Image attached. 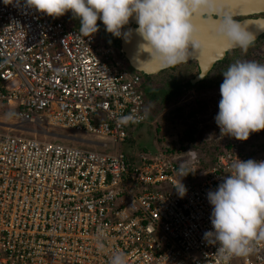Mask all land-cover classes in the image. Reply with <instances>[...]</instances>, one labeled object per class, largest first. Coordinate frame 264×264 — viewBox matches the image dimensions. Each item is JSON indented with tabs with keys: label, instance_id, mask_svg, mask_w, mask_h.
Returning a JSON list of instances; mask_svg holds the SVG:
<instances>
[{
	"label": "built area",
	"instance_id": "built-area-1",
	"mask_svg": "<svg viewBox=\"0 0 264 264\" xmlns=\"http://www.w3.org/2000/svg\"><path fill=\"white\" fill-rule=\"evenodd\" d=\"M11 111L0 264H264V150L231 145L206 169L128 158L120 147L146 121L141 75L68 28L55 0H0V114ZM24 124L85 134L91 149L27 137Z\"/></svg>",
	"mask_w": 264,
	"mask_h": 264
},
{
	"label": "rangeland",
	"instance_id": "rangeland-1",
	"mask_svg": "<svg viewBox=\"0 0 264 264\" xmlns=\"http://www.w3.org/2000/svg\"><path fill=\"white\" fill-rule=\"evenodd\" d=\"M57 15L68 28L75 27L74 23L65 20L64 16H60L58 13ZM249 52L250 56L258 57L260 61L264 60V41L250 48ZM244 53L241 52L240 55ZM246 64L250 65V67H246ZM242 66V68L238 69H235L234 66V72L230 79L231 83L227 79L228 81L218 89V92L216 90L195 91L193 89L186 91L181 98L168 105L160 104L158 97L153 99L154 101L147 105L149 114L145 110V123L135 132L130 133L134 143L130 144V146L123 144L121 151L127 155L135 151L137 152L135 156L141 152H146L154 157L162 156V159H167L177 165L185 164L201 169H206L211 164V159L215 158L226 145H236L238 148L248 149L256 154L259 153L262 149L261 147H264V84H255L253 87L247 84V81L242 80L243 77H239L241 73L239 75L237 73L239 71L244 72L242 70L244 69L248 78L253 77L251 72L255 69H259L260 73L261 71L264 73V65L263 62L252 64L249 61ZM151 77H153V82L160 83V76ZM187 79L188 77L186 76L184 81H187ZM196 100L205 101L207 103L206 109L202 112L199 111L192 118H186V113L184 112L181 120L170 119L169 112L171 110L180 105H191ZM147 117H151V119ZM10 125H19L13 112L1 113L0 130L11 128L9 127ZM20 127L27 137H34L35 134L38 140H43L45 136V139L51 138L50 142L53 143L87 150L91 149L75 141H64L62 138L52 136L91 139L85 134L70 129L54 128L45 124L41 128L32 124H24ZM12 129L15 128L13 127ZM158 129L159 132L156 133ZM186 131H191L193 140L187 141ZM137 133H139L138 137ZM53 138H57V140L53 141ZM179 139L184 140L182 145H180ZM108 146L110 147L108 152H114L115 146L113 144H108ZM171 148H174L173 152L167 153ZM94 150L102 151L101 149Z\"/></svg>",
	"mask_w": 264,
	"mask_h": 264
},
{
	"label": "water",
	"instance_id": "water-1",
	"mask_svg": "<svg viewBox=\"0 0 264 264\" xmlns=\"http://www.w3.org/2000/svg\"><path fill=\"white\" fill-rule=\"evenodd\" d=\"M85 1L98 8L88 11L89 16L114 26L123 25L119 48L132 71L151 77L196 62L197 74L186 82L188 91L201 83L229 51L247 46L264 35V0H232V13H229L232 19L215 31L196 25L198 14L193 0L184 3L182 0ZM62 2L72 10L82 9L77 0ZM183 5L187 6L184 12L194 17H179L177 10ZM125 23L132 25L125 27ZM148 28L156 31L150 32Z\"/></svg>",
	"mask_w": 264,
	"mask_h": 264
},
{
	"label": "flooded vegetation",
	"instance_id": "flooded-vegetation-1",
	"mask_svg": "<svg viewBox=\"0 0 264 264\" xmlns=\"http://www.w3.org/2000/svg\"><path fill=\"white\" fill-rule=\"evenodd\" d=\"M152 0H149L151 3ZM184 1L190 2V0H182L181 3ZM78 4L81 6L82 9L72 10L68 8L66 5L63 4L62 0H55L56 4V11L60 16H64L65 20L74 23L76 28H84L90 32H93L97 38L103 41L106 44H119L121 42V31L123 30V25L119 26L112 24L111 22H105L98 18L91 17L88 15V11H98V8L94 6L93 3L86 2L85 0H77ZM195 12L197 11V20L196 25L198 27H202L205 25L206 29H211V31H215L216 27H220L222 24L228 22V19H232L229 17V13H232L231 4L232 0H193ZM190 5V4H189ZM163 7V6H162ZM165 7V6H164ZM163 7V8H164ZM186 5L180 6L177 13L179 14L180 18H190L194 17L189 15L188 13L184 12L183 8H186ZM183 11V12H181ZM195 15V14H193ZM117 22V21H116ZM131 23H125L124 26H131ZM98 29V30H94ZM197 28V27H196ZM150 32L156 31L149 29ZM199 28H197V31ZM264 41V35L257 39V41L243 46L241 48H237L234 50L229 51L224 58L217 64L213 66V68L209 71L208 75L203 79V81L199 84H196L191 88V90L195 91H217L222 87L224 83H226L229 79L231 83L232 74L235 69L242 68L245 62H252V64L263 62L264 60L260 61V58L250 56V48L259 44V42ZM241 52H245L243 55H240ZM119 55L123 59L122 54L119 48ZM238 55L237 57H235ZM124 60V59H123ZM246 64V67H250V65ZM245 68V67H244ZM240 70V69H239ZM244 72L239 71L237 75L240 73V78L243 77L242 80L247 81V84L252 85L253 87L255 84H264V73L259 69L253 70L252 75L253 77H247L245 74V70L242 69ZM236 71V70H235ZM264 71V70H263ZM257 73V74H256ZM260 73V75H258ZM165 74V75H164ZM197 74V63L194 61L181 64L175 67L173 70H163L156 74V77H161L159 80L160 83L153 82V77L149 76H142L141 75V90L144 100L145 110L147 111V105L153 102V99L158 97L160 100V104H170L171 102L175 101L181 96L184 95L186 91V82L193 78ZM256 74V76H254ZM250 76V74H248ZM188 77L187 81L184 79ZM215 77V78H214ZM214 78V79H212ZM158 81V80H157ZM185 87V90L180 91L178 95L175 96L177 93L178 88ZM176 87L177 90H174ZM189 90V91H191ZM179 91V90H178ZM248 93V92H245ZM149 114V112H148Z\"/></svg>",
	"mask_w": 264,
	"mask_h": 264
},
{
	"label": "trees",
	"instance_id": "trees-1",
	"mask_svg": "<svg viewBox=\"0 0 264 264\" xmlns=\"http://www.w3.org/2000/svg\"><path fill=\"white\" fill-rule=\"evenodd\" d=\"M80 28H81V27H80ZM80 28H79V29H80ZM106 45L113 47V48L116 49L117 52L119 53V44L114 43V44H106ZM123 61H124V64L128 66L127 62H126L125 60H123ZM174 90H177L176 87L174 88ZM178 90H179V91H178ZM178 90H177V93H175V96L178 95L180 91L185 90V87H180V86H179ZM206 106H207V103H206L205 101L196 100V101H195L193 104H191V105H180V106H177L175 109H173V110H171V111L169 112V114H170L169 117H170L171 120H174V119H176V120H177V119H178V120H181V119L183 118V116H184V112H185V113H186V114H185V117H186V118H192V117H194L196 114H198L199 111L202 112L203 110H205V109H206ZM9 113H10V112H9ZM147 118H148V117H147ZM148 119H151V117H149ZM158 132H159V129L156 130V133H158ZM186 132H187V133H186V134H187V138H186L187 141H188V140H193V137H192L191 131H186ZM183 141H184V140L179 139L180 145L183 144ZM230 146H231V144H230V145H226V146H224V147L221 149V151L219 152V154L222 153L224 150L228 149ZM261 148L264 149V147H261ZM243 149H244V148H243ZM173 150H174V148H171L170 150L167 151V153H172ZM216 152H217V151H216ZM216 152H215V153H216ZM211 158H212V157H211ZM213 159H214V157L211 159V163L213 162Z\"/></svg>",
	"mask_w": 264,
	"mask_h": 264
},
{
	"label": "crops",
	"instance_id": "crops-1",
	"mask_svg": "<svg viewBox=\"0 0 264 264\" xmlns=\"http://www.w3.org/2000/svg\"><path fill=\"white\" fill-rule=\"evenodd\" d=\"M139 127H141V126H139ZM139 127H134V128H131V129H129V131H128V135H127V139H126V141L123 143L124 145L126 144V145H129L130 146V144H133L134 142H132V138H131V136H130V133H132V132H135ZM141 133V132H140ZM138 134L139 133H137V137H138ZM142 135H143V133H142ZM64 137H67V138H65L64 139V141H75V142H77V143H79L80 145H82V146H84V145H87L88 143L87 142H80V141H83V140H86V141H89V139H85V138H78V137H71V136H64ZM63 140V139H62ZM53 141H55V139H53ZM91 141V140H90ZM111 144V143H110ZM122 144V145H123ZM121 145V146H122ZM89 146V145H88ZM93 147H95L96 149H100V147L98 146V145H94ZM115 150H116V147L114 148ZM120 149H121V147H120ZM107 150V152H108V150H110V147L108 146V148L106 149ZM115 150H114V152H115ZM113 151H110V153H112ZM136 153L137 152H132V154H125L128 158H130L131 160H133L134 162H136Z\"/></svg>",
	"mask_w": 264,
	"mask_h": 264
}]
</instances>
